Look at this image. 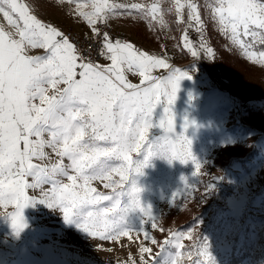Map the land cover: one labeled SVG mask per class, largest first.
<instances>
[{
    "label": "rangeland",
    "instance_id": "rangeland-1",
    "mask_svg": "<svg viewBox=\"0 0 264 264\" xmlns=\"http://www.w3.org/2000/svg\"><path fill=\"white\" fill-rule=\"evenodd\" d=\"M19 2L58 30L90 32L76 7L92 0ZM113 2L157 6L151 23L136 12L112 13L106 21L127 32L129 41L142 51L166 57L173 67L189 73L191 78L179 82L171 106L176 117L173 136L191 141V154L201 172L191 159L182 163L159 153L148 156L144 149L131 154L142 166L134 167L118 189L92 182L98 192L113 199L76 205L67 221L62 207L34 201L23 209L27 226L16 234L0 209V264H217L232 253L248 255L241 264H264V65L247 59L240 46L219 30L211 13L215 0H194L203 21L200 31L189 19L187 7L182 19L177 15L176 0H109ZM0 28L18 39L2 14ZM185 34L198 52L196 58L181 47ZM259 46L253 50L264 51ZM28 54L42 56L46 50L29 48ZM110 63L105 59L101 65ZM152 74L166 75L167 69ZM125 75L129 82L140 84L138 74ZM157 110V115L162 112ZM158 134L163 133L149 130L150 139ZM44 150L48 158L33 163L51 168L59 157ZM60 179L69 183L66 177ZM28 180L33 182L32 177ZM50 188L51 184H42L28 191L40 199ZM95 219L99 227L91 226ZM189 233L192 239L187 238ZM180 235L184 238L177 239ZM197 249L208 251L210 259Z\"/></svg>",
    "mask_w": 264,
    "mask_h": 264
},
{
    "label": "snow or ice",
    "instance_id": "snow-or-ice-1",
    "mask_svg": "<svg viewBox=\"0 0 264 264\" xmlns=\"http://www.w3.org/2000/svg\"><path fill=\"white\" fill-rule=\"evenodd\" d=\"M85 7L93 11H84ZM185 7L200 31L203 21L198 5L194 0L185 4L176 0L181 19ZM76 12L101 36L97 24L109 14L142 13L151 23L157 6L92 0L90 5L77 4ZM211 13L219 30L240 46L247 59L264 65V51L253 50L257 44L264 45V0H215ZM0 14L18 36L0 28V209L16 234L27 226L23 209L34 201L62 207L67 221L76 205L113 199L98 192L92 182L118 189L134 167L142 166L132 153L147 149L148 156L159 153L182 163L191 159L201 172L191 154V141L184 135L178 140L173 136L176 117L171 106L179 82L191 78L186 70L173 67L166 57L142 51L131 41L113 40L107 32L102 34L99 54L111 63L101 65L88 58L91 53H79L68 36L38 19L27 4L0 0ZM181 47L198 56L186 34ZM29 48H43L46 54L29 55ZM204 51L213 54L211 47ZM155 69H167V74L155 76ZM125 72L138 74L140 84L129 82ZM158 108L162 112L157 115ZM150 129L163 134L150 139ZM45 148L59 157L51 168L33 163L48 158ZM42 184H51L42 198L29 195L28 190ZM99 223L95 219L91 226L99 227ZM187 238H193L191 233ZM197 251L209 257L208 251Z\"/></svg>",
    "mask_w": 264,
    "mask_h": 264
},
{
    "label": "built area",
    "instance_id": "built-area-1",
    "mask_svg": "<svg viewBox=\"0 0 264 264\" xmlns=\"http://www.w3.org/2000/svg\"><path fill=\"white\" fill-rule=\"evenodd\" d=\"M97 27L101 32V36L92 34H84L79 30L72 28L60 29L66 36L70 38V41L77 47L79 53L87 55L94 62L101 64L105 58L100 55L101 42L103 40V33L107 32L113 40L129 41V35L122 29L114 27L108 21L101 20L98 22Z\"/></svg>",
    "mask_w": 264,
    "mask_h": 264
},
{
    "label": "trees",
    "instance_id": "trees-1",
    "mask_svg": "<svg viewBox=\"0 0 264 264\" xmlns=\"http://www.w3.org/2000/svg\"><path fill=\"white\" fill-rule=\"evenodd\" d=\"M259 48L264 50V45L259 46ZM247 257V254L232 253L228 258H223L217 264H241Z\"/></svg>",
    "mask_w": 264,
    "mask_h": 264
},
{
    "label": "crops",
    "instance_id": "crops-1",
    "mask_svg": "<svg viewBox=\"0 0 264 264\" xmlns=\"http://www.w3.org/2000/svg\"><path fill=\"white\" fill-rule=\"evenodd\" d=\"M92 33H93V32H92V30L90 29V32H89V34H92ZM103 62H104V61H103ZM103 62H102V63H103ZM102 63H101V64H102Z\"/></svg>",
    "mask_w": 264,
    "mask_h": 264
}]
</instances>
